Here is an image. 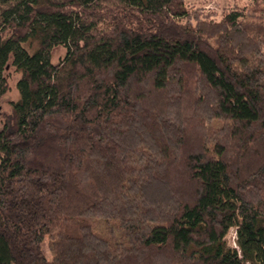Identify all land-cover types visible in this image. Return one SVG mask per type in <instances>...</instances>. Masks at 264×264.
I'll use <instances>...</instances> for the list:
<instances>
[{
	"label": "trees",
	"instance_id": "trees-1",
	"mask_svg": "<svg viewBox=\"0 0 264 264\" xmlns=\"http://www.w3.org/2000/svg\"><path fill=\"white\" fill-rule=\"evenodd\" d=\"M200 12L0 0V264H264V0Z\"/></svg>",
	"mask_w": 264,
	"mask_h": 264
},
{
	"label": "rangeland",
	"instance_id": "rangeland-1",
	"mask_svg": "<svg viewBox=\"0 0 264 264\" xmlns=\"http://www.w3.org/2000/svg\"><path fill=\"white\" fill-rule=\"evenodd\" d=\"M251 0H186L187 4L191 9L196 8L200 10V14L204 17L209 13L212 17L216 18L222 15L225 11L231 8L234 5L244 6L250 3ZM51 60L52 62L62 59L66 54L65 49L62 46H54L52 49ZM8 66L5 69V76L7 77L8 82V92L0 98V125L3 122V114L10 113V101L18 98V90L16 88V83L20 78L19 73L15 71L13 65L10 61L7 64ZM230 232L227 235V241L231 245H235L234 237L235 232L233 229L229 230ZM47 237L44 238V241L41 243L42 250L45 253L47 258H50L51 254L47 248Z\"/></svg>",
	"mask_w": 264,
	"mask_h": 264
}]
</instances>
